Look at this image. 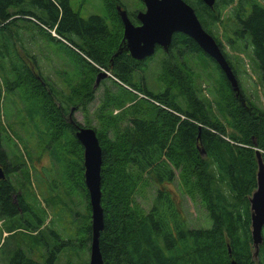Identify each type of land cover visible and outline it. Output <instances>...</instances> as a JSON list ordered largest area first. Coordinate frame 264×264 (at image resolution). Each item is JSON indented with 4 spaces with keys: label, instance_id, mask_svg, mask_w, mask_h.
Returning a JSON list of instances; mask_svg holds the SVG:
<instances>
[{
    "label": "trees",
    "instance_id": "obj_1",
    "mask_svg": "<svg viewBox=\"0 0 264 264\" xmlns=\"http://www.w3.org/2000/svg\"><path fill=\"white\" fill-rule=\"evenodd\" d=\"M183 1L195 11L201 26L211 36V30L221 23L223 12L234 3V0H215L212 7H208L201 0ZM247 1L236 2L240 13L237 10L232 12L235 37L227 38V43L232 47V43L243 41V46L247 45L250 49L258 68L263 70L264 6L255 0ZM104 5L107 9L104 18L92 15L82 19L72 10L70 0H0L1 28H5L12 15L33 22L41 32L44 27H55L56 34L73 49L71 52L107 69L118 84L122 83L158 104L159 108L156 106L155 112L146 107L140 110L137 117H132L128 126L107 147L102 145L97 136L102 149L100 182L101 191L104 192L101 199L103 230L100 232L99 249L103 264H264V243L259 247L258 260L253 259L249 203L256 188V150L261 152L264 162V111L243 97L241 88L245 104L235 99L216 63L192 39L181 33L172 36L170 46L160 61L162 72L158 80L167 84L164 87L162 85L163 89L157 92L148 90L140 75L148 59L137 61L127 52L113 57L121 40L122 26L116 7L122 6L117 0H106ZM13 6L17 10L10 12ZM138 12H127L133 25L137 24ZM107 18L113 22L111 30L107 26ZM214 40L237 80V72L224 53L221 42ZM197 57L205 58L213 65L224 87L221 96L224 101L221 100L218 106L221 109V122L215 120L209 103L199 97V90L193 88L194 82L186 73L189 70L186 58ZM24 67L27 66L24 64ZM26 70L29 71V74L26 71V75L30 79H37L31 75L33 72L30 68ZM94 72L97 70L94 69ZM261 72L264 79V73ZM42 93L45 94L43 90ZM177 96L184 97L188 108L177 106ZM1 97L0 88V101ZM49 108L45 110L50 114L53 108ZM62 110L60 106L57 108L59 115ZM148 110L153 112L149 119L144 112ZM66 115L68 113L61 114L62 117ZM52 118L49 117V120L54 123V127L56 122ZM68 120L65 131L74 145L83 151L74 137L81 126L72 117ZM226 126L232 130L228 133V139L233 142L231 145L222 139L227 133ZM3 138L0 120V166L4 168L6 178L0 181V222L8 221V231L15 230L20 224L26 225L30 233L38 236L42 221L38 219L32 223L24 220L30 217V213L24 210L26 198L15 192L10 181L11 175L17 170L3 147ZM79 167L83 172L82 156ZM112 167H121L130 180L129 185H117L120 189L118 193L115 191ZM175 170L180 171L182 184L188 189L189 195H200L211 221L209 228L189 227L182 199L171 188L175 183ZM66 172H69V168ZM73 172L70 173L75 178ZM141 175L152 182L155 195L148 210L140 208L132 211L130 202ZM129 186V193L125 196V189ZM84 198L87 203L85 191ZM87 207L90 210L89 204ZM86 234L87 241H91L90 225L86 227ZM22 242L25 243L24 240H17L19 245ZM38 243L35 241L33 245ZM5 264L55 262L54 256L49 254L42 263L37 262L18 246Z\"/></svg>",
    "mask_w": 264,
    "mask_h": 264
},
{
    "label": "rangeland",
    "instance_id": "obj_2",
    "mask_svg": "<svg viewBox=\"0 0 264 264\" xmlns=\"http://www.w3.org/2000/svg\"><path fill=\"white\" fill-rule=\"evenodd\" d=\"M117 1L123 8L118 6L126 12L144 10L140 0ZM237 1L234 0L226 8L221 23L211 32L221 42L224 53L237 72L243 97L264 111V79L261 72L264 73V68H258L250 49L247 45L243 46V41L232 43V47L227 43V38L235 37L232 12L237 10L240 13ZM255 1L264 6V0ZM105 2L106 0H70V6L82 19L92 15L104 18L107 14ZM16 10L13 6L10 12ZM106 22L111 30L113 22L110 18ZM120 27L122 38L123 26ZM53 30L55 27H44L41 32L33 22L18 19L17 15H12L5 28L0 26V120L2 134L5 136L3 147L17 170L11 175L10 181L15 192L26 198L24 210L25 213H30V217L24 220L32 223H36L38 219L42 221L37 231L38 236H34L22 224L15 230L8 231V221L1 220L0 262L3 264L8 263L18 246L28 257L40 263L49 254L54 256L55 264H88L90 241H87L86 227L91 224V211L87 207L89 201L86 203L84 198V191L87 192L82 178L84 171H80L79 167L83 151L74 145L69 133L65 131L67 121L61 114L68 113V118L72 117L82 128L94 130L102 145L107 147L128 126L130 119L137 117L140 110L148 108L155 112L158 105L124 84H118L110 75L94 86L95 75L101 72L108 74L107 69L71 52L72 48L51 36ZM164 54L158 49L145 62L144 72L140 74L144 85L152 92L163 89L164 84H167L158 80L162 72L160 61ZM186 62L189 68L186 73L194 82L193 88L199 90V97L209 103L215 120L221 122V109L218 106L224 101L221 98L224 87L221 86L217 70L205 58H186ZM24 64L32 70L31 75L36 80L26 75V71L27 74L29 71ZM49 106L53 108L50 114L45 110L50 109ZM59 106L63 109L60 115L57 112ZM177 106L188 108L184 97L177 96ZM149 110L144 111L147 119L153 116V112ZM49 117L55 119L54 127ZM65 118L67 119V115ZM226 131L222 139L231 145L233 142L228 139V133L232 130L226 126ZM66 167L69 168L68 173ZM114 167L112 172L116 182L115 191L118 193V186L129 185L130 180L121 167ZM70 172L76 174V177L72 178L73 174ZM182 179L180 171L175 170V183L171 188L182 199L189 227L209 228L211 221L200 195H189ZM129 188L130 186L125 189V196L129 193ZM134 193L130 210H148L155 195L152 182L141 175ZM103 195L104 192L101 191V199ZM17 240H24L25 243L19 245ZM35 241L39 243L33 245ZM255 256L258 260V254Z\"/></svg>",
    "mask_w": 264,
    "mask_h": 264
},
{
    "label": "water",
    "instance_id": "obj_3",
    "mask_svg": "<svg viewBox=\"0 0 264 264\" xmlns=\"http://www.w3.org/2000/svg\"><path fill=\"white\" fill-rule=\"evenodd\" d=\"M144 10L136 14L138 25H133L125 10L116 7L117 14L123 26V35L113 57L127 52L137 61H143L154 55L157 48L167 51L172 36L181 33L192 39L199 49L211 58L223 72L230 88L242 105L245 101L239 85L232 73L219 45L201 26L195 11L183 0H140ZM212 7L215 0H201ZM109 76L105 72L98 73L95 85ZM74 137L83 149V179L88 195L91 211V241L88 264H103L99 249L100 232L103 230V210L101 208L100 171L102 164V149L96 133L90 128H77ZM255 158L256 188L252 193L250 203V233L254 256L259 252L263 242L264 229V162L261 153L256 150ZM5 174L0 167V181ZM230 264H236L231 262Z\"/></svg>",
    "mask_w": 264,
    "mask_h": 264
},
{
    "label": "flooded vegetation",
    "instance_id": "obj_4",
    "mask_svg": "<svg viewBox=\"0 0 264 264\" xmlns=\"http://www.w3.org/2000/svg\"><path fill=\"white\" fill-rule=\"evenodd\" d=\"M139 23L137 22V24L136 25H138ZM162 52H164V51H162ZM167 51H165V53H166ZM63 118L65 119V121H67V122H69V118H68V115H67V119L65 118V116H63ZM2 168V170H3V172L5 173V171H4V168L3 167H1ZM6 179V178H5ZM5 179H4V181H5ZM1 181H3V180H1ZM263 242H264V229H263ZM254 257H256V256H254ZM253 257V258H254ZM254 260L256 261V258H254Z\"/></svg>",
    "mask_w": 264,
    "mask_h": 264
},
{
    "label": "built area",
    "instance_id": "obj_5",
    "mask_svg": "<svg viewBox=\"0 0 264 264\" xmlns=\"http://www.w3.org/2000/svg\"><path fill=\"white\" fill-rule=\"evenodd\" d=\"M51 35H52L53 37H55V38L61 40V41L64 42L65 44H68V43L65 42L61 37H59V36L56 34L55 30H53V31L51 32Z\"/></svg>",
    "mask_w": 264,
    "mask_h": 264
}]
</instances>
